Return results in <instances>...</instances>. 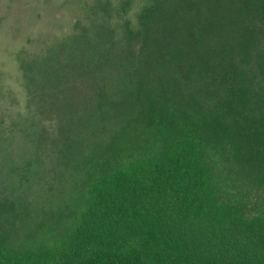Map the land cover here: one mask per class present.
I'll return each mask as SVG.
<instances>
[{
	"label": "trees",
	"instance_id": "obj_1",
	"mask_svg": "<svg viewBox=\"0 0 264 264\" xmlns=\"http://www.w3.org/2000/svg\"><path fill=\"white\" fill-rule=\"evenodd\" d=\"M120 27L91 105L58 110L70 201L27 231L1 199L0 264H264V0H147Z\"/></svg>",
	"mask_w": 264,
	"mask_h": 264
},
{
	"label": "rangeland",
	"instance_id": "obj_2",
	"mask_svg": "<svg viewBox=\"0 0 264 264\" xmlns=\"http://www.w3.org/2000/svg\"><path fill=\"white\" fill-rule=\"evenodd\" d=\"M146 2L131 0L119 14L122 0H0V200L16 203L15 229L51 223L70 201L80 157L57 153L58 110L91 105L88 84H98V71L107 76L117 53L108 54L110 43L97 32L115 27L119 36L122 18L134 22ZM82 32L91 43L86 53L78 47ZM83 54L89 62L76 68ZM97 61L102 65L95 67ZM106 82L111 89L121 80ZM89 131L81 132L83 148L92 139Z\"/></svg>",
	"mask_w": 264,
	"mask_h": 264
}]
</instances>
